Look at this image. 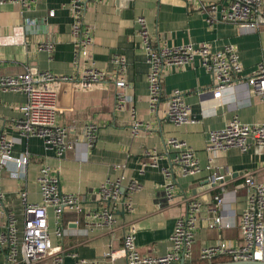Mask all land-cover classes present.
<instances>
[{
  "label": "crops",
  "instance_id": "1",
  "mask_svg": "<svg viewBox=\"0 0 264 264\" xmlns=\"http://www.w3.org/2000/svg\"><path fill=\"white\" fill-rule=\"evenodd\" d=\"M193 1L101 0L87 6L84 21L92 30L91 60L97 68L112 73L111 57L124 56L126 91L131 100L117 110L114 107L116 88L112 82L104 89L93 87L60 93L58 122L68 129L67 140L72 146L61 157L46 150L39 137L26 138L12 128L17 106L25 101V95L0 89V129L14 140L15 155L24 150L32 154L24 179L14 177L12 164L2 172L0 210L9 211L18 228L23 223L18 191L24 188L28 199L39 201L37 169L40 163H46L57 171L60 189L79 196L87 208L96 205L95 192L106 179L124 173L138 184L132 194L133 210L121 216L120 225L124 226L113 232L105 228L90 230L82 221L76 225L73 222L76 214L64 212V235L60 239L51 236V241L54 245L61 244L64 250L75 251L79 257L96 260L97 264H126L121 244L123 229L128 226L134 229L140 253L164 254L170 246L172 226L184 213L190 198L200 203L194 260L200 248L219 239L235 241L238 238L237 221L246 205L247 193L242 186V175L250 172L256 179L264 180V145L251 142L245 151L228 148L216 154L208 170L207 132L225 126L233 116L245 123H264V100L247 84L255 66L264 63V17L254 31L223 21L208 24ZM71 13L69 0H36L29 7L9 1L0 4V74L15 75L25 70L33 73L49 70L59 75L77 73L78 66L73 63ZM138 16L145 18L155 42L170 46L209 44L213 50L233 46L242 64V73L231 88L224 89L222 96L215 99L209 93L199 94L207 91L213 81L198 58L184 66L171 67L162 74V98L156 112H152L148 102L149 64L137 33ZM32 19L37 22L28 25L27 20ZM40 42L53 44V50L39 49ZM173 89L183 92L196 122L174 124L164 116L167 96ZM134 122L140 124L137 130L133 128ZM87 124L99 129L92 146L85 143ZM168 137L184 140L191 146L200 172L184 175L176 168L172 161L174 151L164 148ZM147 151L156 153L155 164ZM166 171H171V178ZM213 177L215 187L202 185ZM169 181L175 184V190L173 197L167 199L163 187ZM215 196L222 198L221 203L216 202ZM216 215L229 227H209ZM5 221L0 211V231ZM3 261L0 250V264ZM63 264H74V258L64 256Z\"/></svg>",
  "mask_w": 264,
  "mask_h": 264
},
{
  "label": "built area",
  "instance_id": "2",
  "mask_svg": "<svg viewBox=\"0 0 264 264\" xmlns=\"http://www.w3.org/2000/svg\"><path fill=\"white\" fill-rule=\"evenodd\" d=\"M19 3L29 7L36 0H0ZM101 0H69L71 8V36L74 45L73 63L78 72L71 75H59L49 70L36 73L25 70L15 75L0 74V89L21 92L25 101L17 106L18 114L12 119V128L23 137H39L46 150L56 156H63L71 149L67 140L68 129L58 122L60 107L57 98L60 93L80 91L98 87L104 89L112 82L116 88L114 107L121 110L131 96L127 93V81L124 74L125 57L115 54L111 57L114 66L112 73L94 66L89 47L92 42L91 27L84 21L89 4ZM192 2V1H191ZM193 6L202 14L208 24L218 21L238 25L241 29L254 31L264 17V0H215L203 2L194 0ZM137 33L146 52L149 71L147 75L148 102L152 112H156L162 98V74L171 67H180L199 59L201 67L210 73L213 84L207 91L213 98H220L224 89L231 88L243 67L236 49L226 45L213 50L209 44L192 43L168 45L154 41L143 16L136 19ZM35 21L27 20L28 25ZM39 49L51 52L53 44L40 42ZM82 63V64H80ZM80 64V65H79ZM82 67L80 68V66ZM252 92L264 100V63H258L247 78ZM164 116L174 124L194 123L190 106L184 101V94L173 89L167 96ZM139 123L134 122L137 130ZM98 126L87 124L84 132L85 143L92 146L98 134ZM251 142L264 145V123H245L233 116L225 126L208 130L206 150L209 153L206 169L212 166L217 153L228 148L248 149ZM14 140L3 129H0V208H2L1 181L2 172L12 164V174L22 180L26 166L32 154L24 150L14 154ZM164 148L174 151L173 164L184 175L201 171L195 151L184 140L168 137ZM151 155L155 164L156 153ZM171 178V171H166ZM171 175V176H170ZM246 188V205L238 217V238L233 240L219 239L214 244L199 249L194 260L195 233L197 228L200 203L194 198L186 202L184 213L179 215L169 234V249L162 255L142 254L136 248L134 229L128 226L123 229L121 250L126 264H264V180L256 179L252 173L242 175ZM211 178V180H213ZM36 182L39 189V201L28 199L27 191L20 188L18 195L22 202L23 223L17 227L13 215L4 209V229L0 231V250L3 253V264H63V257L74 258V264H97L96 260L79 257L73 250H64L61 244L54 245L51 236L60 239L64 235L62 216L72 212L90 230L105 228L113 232L120 225L121 216L133 210L132 194L138 189L135 180L124 173L113 179H106L95 192L96 205L85 207L79 196L63 192L59 186L57 171L46 163H40L37 169ZM165 197L174 195L175 184L169 181L163 187ZM216 202L222 201L215 196ZM50 216L52 224L50 223ZM212 228H228L220 215L209 222ZM109 252L106 253V256Z\"/></svg>",
  "mask_w": 264,
  "mask_h": 264
},
{
  "label": "water",
  "instance_id": "3",
  "mask_svg": "<svg viewBox=\"0 0 264 264\" xmlns=\"http://www.w3.org/2000/svg\"><path fill=\"white\" fill-rule=\"evenodd\" d=\"M35 23L37 22V20H34ZM202 185H204L206 188H210V187H215L216 185V178L214 177V179L212 181L210 180H206L202 183Z\"/></svg>",
  "mask_w": 264,
  "mask_h": 264
}]
</instances>
